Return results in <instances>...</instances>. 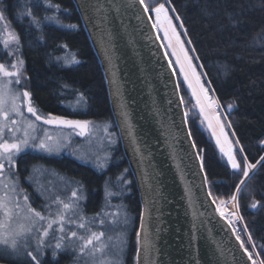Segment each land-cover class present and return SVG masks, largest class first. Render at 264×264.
<instances>
[{"label": "trees", "instance_id": "trees-1", "mask_svg": "<svg viewBox=\"0 0 264 264\" xmlns=\"http://www.w3.org/2000/svg\"><path fill=\"white\" fill-rule=\"evenodd\" d=\"M49 4L57 9L50 10ZM167 4L175 9L171 11L173 17L181 18L176 23L184 25L180 34L185 48L195 49L189 55L194 57L201 83L211 88L224 111L225 130L237 147V162L241 168L245 162L256 165L246 179L242 171L230 168L200 112L190 113L188 107L193 100L189 88L166 51L177 76L191 137L202 157L211 198L219 207L220 202L236 195L239 212L264 264V0H168ZM0 11L18 37L27 89L40 108L90 122L111 118L101 69L71 0H0ZM52 14L65 27L43 23ZM63 48L74 52L79 63L70 67L57 63L55 58ZM8 56L0 45V63L8 64ZM68 91L83 97L84 112L62 111L60 102L68 98ZM76 169L87 174L89 189L100 184V176L91 167ZM99 195L98 191L89 192L87 206L93 209ZM253 203L257 204L255 208ZM135 248V239L129 238L125 256L128 264L131 260L134 264Z\"/></svg>", "mask_w": 264, "mask_h": 264}, {"label": "water", "instance_id": "water-1", "mask_svg": "<svg viewBox=\"0 0 264 264\" xmlns=\"http://www.w3.org/2000/svg\"><path fill=\"white\" fill-rule=\"evenodd\" d=\"M71 2L101 69L140 202L135 264H253L211 198L150 14L139 0ZM37 122L88 134V125L81 134Z\"/></svg>", "mask_w": 264, "mask_h": 264}, {"label": "snow or ice", "instance_id": "snow-or-ice-1", "mask_svg": "<svg viewBox=\"0 0 264 264\" xmlns=\"http://www.w3.org/2000/svg\"><path fill=\"white\" fill-rule=\"evenodd\" d=\"M167 2L168 0H166ZM139 3L143 6L145 13H155V23L152 27L158 32L163 30V39L167 41V47L172 48V55L175 56V62L179 65V72L188 88L192 90V96L195 98L201 114L205 113L206 107L210 109L214 104L218 108V103L209 97L208 89L201 83V74L197 73V66L193 64L194 57L189 55V51L194 52L195 49L185 48V42L181 40V34L177 32V25L173 24V18L169 16V9L166 8L165 3L149 5L146 0H139ZM51 6L49 4V7ZM171 11L174 12L175 9L172 8ZM4 19L3 13L0 12V21ZM175 19L180 20L181 18L176 16ZM34 22L38 23V21ZM178 27L183 28V23L181 22ZM184 35H187L186 31ZM9 36L12 42H18V37L14 33H9ZM173 40L179 46V52L173 46ZM9 42V39L0 38V43H3L5 47ZM187 43L190 44L191 41L189 40ZM65 60L67 63H79L75 56H72L70 60L66 57ZM22 65L23 61L19 60L12 63L11 70H9L3 63H0V245L10 248L14 253H18L23 247L27 257H30L35 264H41L40 254L48 246L49 238H51L56 241L54 256L57 254L56 250H62L66 246L72 245L73 250L77 252L78 259L80 257L88 258L85 264H119L118 257L116 259L111 258L109 249L119 247L122 251L124 241L118 239L114 244L113 237L107 236L106 232L102 230V227L109 221L102 218L100 220L101 227L94 230L92 223L95 218L89 221L83 215L78 216V205L76 204L78 197L75 191L72 192L69 201L56 197L52 201L53 204L57 205L55 212L52 211V204H49L46 206L47 214H45V212L32 207L29 195L23 188L19 187L18 175H13L12 169L16 166L15 157L29 146L30 140H36L35 136L30 135V132H34L35 129L31 122L26 121L24 110L36 121L77 127L82 130L81 134L89 123L88 121L66 120L56 116L42 117L32 104L31 94L27 90L20 92L12 87L14 83H20ZM229 111H231V105ZM185 115L187 116V113ZM205 118L209 119L210 128L213 127L212 119H215L220 131L219 134L213 131V135L216 137L217 145L220 146V151L227 156L233 169L242 171L243 176L247 178L249 170L256 165L245 162L241 168V164L237 162L233 154L232 143L225 133L224 125L220 123L219 115L212 118L206 116ZM229 127H231L230 124ZM5 130L8 133V138H5ZM21 131H23V135L18 136L17 133ZM50 140L51 137H47L34 146L41 150L51 151L52 147L47 142ZM193 147L196 145L193 144ZM200 159L202 160V157ZM261 160H264V157H261ZM244 182V180L240 181L241 184ZM236 191H240L239 185ZM108 195H112V193H108ZM236 199V196L232 197L233 201ZM256 206V203L252 204L253 208ZM106 215L111 217V223L118 224L120 222L118 212L106 213ZM220 215L224 216L223 210L220 211ZM229 224L231 225V220H229ZM233 231L235 232L236 229L234 228ZM236 239L241 241L240 247L244 249L248 259L252 260V253L245 248V243L241 240L240 235H237ZM33 240L36 247L33 251H28L30 242ZM249 240H251L250 236ZM66 241L68 242L67 245ZM253 264H256V261H253Z\"/></svg>", "mask_w": 264, "mask_h": 264}, {"label": "rangeland", "instance_id": "rangeland-1", "mask_svg": "<svg viewBox=\"0 0 264 264\" xmlns=\"http://www.w3.org/2000/svg\"><path fill=\"white\" fill-rule=\"evenodd\" d=\"M146 2L149 5H158L160 3H165L166 8L169 9V13H168L169 16L173 18V24L174 25L177 24L176 23L177 20L173 17L171 9L166 3V0H146ZM49 9L56 10L57 8L51 6L49 7ZM149 14L154 24L155 23V13L149 12ZM43 23L49 24V25L53 24L58 27H65V25H63L60 21H58L53 14L46 17L43 20ZM177 32L182 33L180 27L178 26H177ZM9 33H14L10 24H8L6 19H4L3 21H0V38L9 39L10 41L7 47H5L3 43H0L2 48L5 49L9 53L8 57H10L9 63L8 64L3 63V64L6 67H8L9 70H11V64L21 60V58L18 52L19 42H12L10 39ZM157 33L162 42L165 52L167 51L170 57L175 60V56L172 55V48L167 47V41L163 39V30L161 29L159 32L157 31ZM180 38L182 40L181 35H180ZM173 46H175L176 51L179 52V46L175 44L174 40H173ZM72 56H75L76 60H78L74 52L66 48H63V51L55 58V61L64 67L75 66L77 63H67L65 60L66 57L70 60ZM176 65L178 67V74L183 79V76L179 72V65L178 64ZM12 79L14 80L15 78H12ZM12 87L14 89H18L20 92L27 90L26 75L23 70V65L21 66L20 83L19 84L14 83ZM189 92H190L191 99L193 101L190 102L188 109L190 113H193V114L198 113L200 112L199 106H197L196 100L192 96L191 89H189ZM66 96L68 97L65 99V106L67 108L73 111H84L85 110L86 103L83 98L81 99L80 95L69 91L68 93H65V97ZM209 97L212 100L216 101V99L214 98L212 94L209 95ZM38 111L39 110L37 109V112ZM42 114L43 113L41 112V115ZM198 114L200 115L206 128L212 134V137L216 144V148L218 149L219 153L222 155L224 160L228 163L230 168L233 169L231 164L228 162L227 156H225L220 151V146L217 145L216 137L213 135V131L219 134V131H220L219 126L216 125L215 119H212V125L214 124L215 126L213 125V127L210 128L209 119L205 118L206 116L208 118H212L215 115H219L220 123L224 125V130L226 127L228 128L227 120H226L224 111L221 109V106L217 108L216 105L214 104L213 107L210 109L206 107L204 114H201V112ZM24 117L26 121H29L34 125L35 130L34 132H30V135L35 136L36 140L35 141L30 140L29 146L25 148L23 151L25 150H30L32 152L35 151L36 153L40 155L50 157V156H57L63 149H68V151L71 153L72 156L77 157L84 164H86L87 166L91 167L92 169L100 173L101 172L104 173L106 170L110 168L111 164H116L117 162L115 160L114 161L112 160L116 143L114 140V135L111 132L113 129V124L108 120L103 121V122H90L89 121L88 136L86 138L78 139V141H75L73 140L75 132L72 130L47 128L46 131H43L30 118L26 117L25 115ZM225 133L228 135V139L232 143L233 154L237 160V157H236L237 147L234 146V143L232 142L233 139L230 138V135L228 134V132H226V130H225ZM17 135L22 136L23 131L18 132ZM47 137H51V140L47 141L48 143H50L52 147L51 151L41 150L34 146V144H38L40 140H45ZM5 138H8V133L6 130H5ZM16 158L17 156L15 157V161H16ZM233 170H237V169H233ZM252 170H254V168L250 169L249 173ZM12 172L14 176L18 175L19 187L23 188L29 195L30 203L32 207L36 208L37 210L45 212V214H47L46 206L49 204H52V211L55 212L57 205L53 204L52 201L56 197H60L64 201H69L71 198L72 192L75 191L78 197V199H76V204L78 205L77 207L78 216L83 215L87 217L89 221H92L93 218H95V221L92 223V228L94 230L101 227L100 220L102 218L109 221L102 227V230L106 232L107 236L113 237L114 244L117 242L118 239L124 241L122 245V248H123L122 251H120L119 247H111L109 249L111 258L116 259L118 257L119 264H128V261H126V258H125L127 242L129 238H131V240L135 239L136 215L130 212V210L133 208L132 199L131 198L125 199L124 190H125V187L128 185V182H123V179L125 178V171H123L119 177L117 176L113 177L111 173L112 170H111V172L108 174V179L103 187V191L100 194L98 203H96L93 209H91L90 206L85 207L86 195H85V192L80 188L77 182H73L69 178H66L65 176L61 175L60 173L54 172V170L47 168L40 162H36L35 164H33L27 169L20 168V171L14 168L12 169ZM108 193H112V195H108ZM123 199H125V201H123ZM230 200H227V201H230ZM225 202H220L221 204L220 206H222ZM117 212H118V219L120 222L118 224H113L111 223V217L107 216L106 213H117ZM238 213L243 221V218L239 212V207H238ZM251 240L254 245L253 248L256 250L260 258L261 264H263V261L256 249L255 243L252 238ZM55 243H56L55 239L49 238L48 246L45 247L40 254L41 263L42 261H44L45 258H48L51 261H55L59 257H63L61 264H85L86 260L88 259L87 257H80L78 259L77 252L73 250L72 245H68L62 250H56L57 254L54 256L53 252L55 250L54 249ZM65 243L66 245L68 244L67 241ZM35 247H36L35 241L33 240L30 242V247L27 250L33 251ZM0 259L4 260L3 262H6L8 264H35V262H33L30 257H27L25 255V248L23 247L20 248L18 253H14L12 252L10 248H6L5 246L0 245ZM131 263H132V260L129 262V264Z\"/></svg>", "mask_w": 264, "mask_h": 264}, {"label": "flooded vegetation", "instance_id": "flooded-vegetation-1", "mask_svg": "<svg viewBox=\"0 0 264 264\" xmlns=\"http://www.w3.org/2000/svg\"><path fill=\"white\" fill-rule=\"evenodd\" d=\"M27 91H28V89H27ZM28 92L30 93V91H28ZM32 104L36 108V110L38 109L40 111V112L38 111V113L40 115H41V112L43 113L41 116L44 118H47L49 116H56V117H60L62 119H66V120L88 121L87 119H82V118H78V117H66V116H63V114L45 112L42 108H40L38 106V104L35 103L34 100H32ZM60 107L62 108V111L70 112V113H74V114L78 113V112L82 113L85 111V110L84 111H73V110H71L65 106V101L60 102ZM24 115L26 117L30 118L32 121H34L38 125V127H40L43 131H46L47 128H50V127L44 126V125L40 124L39 122H37L35 120V118L32 117L29 113H26L25 110H24ZM108 121H110L113 124V129L111 132L114 135V140L116 143L112 160L113 161L115 160L117 162H116V164L110 165V168L108 169L109 172H108V170H106L104 173L103 172L100 173V172L91 168L101 178L100 184H98V186L96 188L89 189L88 183H87V178H86L87 174L83 173L82 171H79L78 169L75 170V168H77L78 166L87 167V165L84 164L77 157L72 156L71 153L68 151V149H63L57 156H50V157L40 155V154L36 153L35 151L34 152H32L30 150L22 151L17 155L16 161H15V165H16L15 169H18L20 171V168L27 169L30 166H32L33 164H35L36 162H40L41 164H43L47 168L54 170V172H58L61 175L65 176L66 178H69L73 182H77L78 185L80 186V188L85 192V195H86L85 207L87 206V203H88L89 192L98 191L99 194H101V192L103 191V187H104V185L108 179V174L110 173V170H112V167H113V170L111 173H112L113 177L114 176L119 177L120 174L123 171H125V178L123 179V182H128V185L125 187L124 194H125V199H127V198L132 199L133 208L131 206L132 209L130 210V212L132 214L136 215V231H135V235H136L138 224H139L140 211H141L140 202H139V198H138V194H137V190H136V186H135L133 176L129 170V167L127 165V162L124 158L123 152H122L121 147H120V141H119V137L117 134V130L115 128V124H114L112 115H111V118L108 119ZM68 130H72L75 132L74 139H73L75 141H78V139L86 138L88 136V134H87L86 136L81 137L80 133L76 129H68ZM88 133H89V123H88ZM57 162H59V163L56 164ZM99 197H100V195H99ZM125 199H123V201H125ZM136 237L137 236H135V241H136ZM135 251H136V248H135ZM62 260H63V257H59L55 261H51L50 259L45 258L41 264H53V262H54V264H61ZM0 263H6V262H0ZM6 264H8V263H6ZM134 264H135V253H134Z\"/></svg>", "mask_w": 264, "mask_h": 264}, {"label": "built area", "instance_id": "built-area-1", "mask_svg": "<svg viewBox=\"0 0 264 264\" xmlns=\"http://www.w3.org/2000/svg\"><path fill=\"white\" fill-rule=\"evenodd\" d=\"M208 89V94L211 95V89L209 86L205 87ZM222 113V111H221ZM218 114V113H217ZM223 210L224 216L227 219L231 220V229L234 228L236 231L234 232L235 236L240 235L241 240L244 241L245 246L247 247L248 251L252 253V260L256 261V264H261L260 258L256 252V250L253 248V242L252 240H249V233L237 211L236 207V200L233 201L232 199L230 201L225 202L222 206H220V211Z\"/></svg>", "mask_w": 264, "mask_h": 264}, {"label": "bare ground", "instance_id": "bare-ground-1", "mask_svg": "<svg viewBox=\"0 0 264 264\" xmlns=\"http://www.w3.org/2000/svg\"><path fill=\"white\" fill-rule=\"evenodd\" d=\"M214 125V124H213ZM215 126V125H214ZM236 207H237V203H236ZM218 209H219V211H220V207H218ZM237 211H238V207H237ZM223 217V216H222ZM224 219H225V221L229 224V220L230 219H227L226 217H223ZM232 225V224H231ZM231 225L229 224V226L231 227ZM240 241V240H239ZM241 242V241H240ZM245 248H247L246 246H245ZM252 263H253V260H252Z\"/></svg>", "mask_w": 264, "mask_h": 264}]
</instances>
